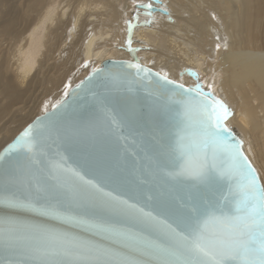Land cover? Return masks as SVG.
Returning a JSON list of instances; mask_svg holds the SVG:
<instances>
[{"label":"snow or ice","instance_id":"1","mask_svg":"<svg viewBox=\"0 0 264 264\" xmlns=\"http://www.w3.org/2000/svg\"><path fill=\"white\" fill-rule=\"evenodd\" d=\"M155 75L173 91L147 121L93 69L104 93L86 126L65 122L61 101L0 152V207L65 227L0 216V264H264V184L225 124L231 110L211 84Z\"/></svg>","mask_w":264,"mask_h":264},{"label":"bare ground","instance_id":"2","mask_svg":"<svg viewBox=\"0 0 264 264\" xmlns=\"http://www.w3.org/2000/svg\"><path fill=\"white\" fill-rule=\"evenodd\" d=\"M129 39L140 63L212 85L264 184V0H0V147L66 84L129 58Z\"/></svg>","mask_w":264,"mask_h":264},{"label":"water","instance_id":"3","mask_svg":"<svg viewBox=\"0 0 264 264\" xmlns=\"http://www.w3.org/2000/svg\"><path fill=\"white\" fill-rule=\"evenodd\" d=\"M125 49L128 52L129 58L105 59L104 61H102V63L98 67L96 68L91 67L88 73L85 76H83L80 80L76 81L72 85L66 84V88L63 94L58 98V100L52 103L53 105L61 101H65V100L68 101V106L62 114V119L65 122L77 124V125L84 124L86 126L87 119L97 111V105H96V101L94 99L93 93L103 94L104 89L98 86L100 84V79H94L92 83H88L89 75L90 73H93V69H102L103 72L108 77L112 78L118 83L119 90L114 91L112 93V96L118 102L120 107L134 105L138 117L143 121H147L149 117L152 115L151 109L154 106V104L158 103V104L163 105L165 103L170 102L169 97L172 96L173 89L170 86L167 88L161 86V83L159 82L158 77L155 75L156 73H159L161 75H167V74L164 73L163 71L154 70L140 63L139 58L137 56V47H133L129 43H126ZM137 62L143 67L150 69L151 75L141 73L138 76L136 69L130 68L128 66L132 63H137ZM189 70H191L192 72H195V75H191L189 73ZM183 73L194 78L197 83L198 74L196 73V71L187 68L183 70ZM169 79L176 81L177 83L184 84L173 78L169 77ZM82 81L85 84V87L83 90L79 91L76 95L67 94V93L73 92V90L76 88V85L80 84ZM196 83L184 84V85L186 87H191L195 85ZM52 105L48 109V111L52 110ZM44 112L45 111L34 116L8 142L4 143L0 147V152H2L9 144L14 142V140L27 127V125L35 122L37 117L43 116ZM232 131L234 135L240 139L236 131L233 129ZM68 163L72 164L73 161L70 159ZM128 194L131 195V193H128ZM9 214L15 215L18 219L28 224H44L49 227H54L58 231L65 230L64 226L56 224L52 221H48L42 217H38V216L24 213V212L9 213L4 208L0 207V216H5ZM82 235H86V234H82Z\"/></svg>","mask_w":264,"mask_h":264},{"label":"rangeland","instance_id":"4","mask_svg":"<svg viewBox=\"0 0 264 264\" xmlns=\"http://www.w3.org/2000/svg\"><path fill=\"white\" fill-rule=\"evenodd\" d=\"M27 124V122L24 123L23 127Z\"/></svg>","mask_w":264,"mask_h":264}]
</instances>
